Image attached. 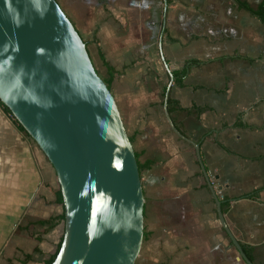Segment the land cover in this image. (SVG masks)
Returning <instances> with one entry per match:
<instances>
[{"label":"crops","instance_id":"obj_1","mask_svg":"<svg viewBox=\"0 0 264 264\" xmlns=\"http://www.w3.org/2000/svg\"><path fill=\"white\" fill-rule=\"evenodd\" d=\"M56 2L109 82L139 162H151L140 175L143 241L134 264H245L221 227L194 148L166 121L168 88L183 109L170 119L199 145L219 201L261 188L223 216L252 247L253 264H264V23L235 0H172L165 11L163 0ZM183 68L184 85L170 84L171 71ZM193 106L204 110L197 115ZM58 188L35 143L0 114V264L49 258L63 231L49 221L62 211Z\"/></svg>","mask_w":264,"mask_h":264},{"label":"water","instance_id":"obj_2","mask_svg":"<svg viewBox=\"0 0 264 264\" xmlns=\"http://www.w3.org/2000/svg\"><path fill=\"white\" fill-rule=\"evenodd\" d=\"M168 95L169 88V127L194 148L222 229L253 264L225 222L199 145L174 127ZM0 101L56 175L64 222L51 264H134L144 208L134 150L110 90L56 0H0Z\"/></svg>","mask_w":264,"mask_h":264},{"label":"trees","instance_id":"obj_3","mask_svg":"<svg viewBox=\"0 0 264 264\" xmlns=\"http://www.w3.org/2000/svg\"><path fill=\"white\" fill-rule=\"evenodd\" d=\"M172 0H166L167 4H169ZM237 5L240 8H243L244 10L248 11L249 13H251L252 15L256 16L262 23H264V0H262L257 6L252 7L250 6L248 3L241 1V0H235ZM163 33H165V29H163ZM189 65H199L201 64L200 61H196V60H191L187 62ZM107 66V65H106ZM107 70L109 72V67L107 66ZM171 79H172V83L176 86L182 87L184 85L183 81L185 78V74H186V69H175L171 71ZM108 75L111 78L110 73H108ZM104 83L106 84L107 88L109 89V82L108 81H104ZM192 109L188 110L191 112L196 113L197 115L203 111L204 109L201 107H191ZM0 110L2 111V113L4 114L5 117H7V119H9V121L12 123V125L16 128V130H18V132H20L22 135H24L26 138H28L29 140L30 137L27 135V133L24 131L23 127L21 125H19L17 123V121L13 118L11 112L9 111V109L3 105V103L0 101ZM167 110L168 113L170 115L173 114V112H178V111H183V109L179 106V103L170 98V96L167 97ZM130 142L131 139L129 138ZM136 161H137V166H138V171H139V175H141L143 170H146L150 165L151 162L150 161H146L144 163H140L138 160V156L136 153H134ZM260 189H256L251 191L250 193L244 194L238 198H246V199H251V200H256L257 199V195L259 193ZM238 198H234V199H224L222 198L220 200V207H221V211L222 214L224 215L226 210L228 208H230L231 204L237 200ZM56 201L58 203V205L61 207L62 211L61 213L56 216L53 217L52 219H50V224L51 226H54L57 223H61L63 226V222H64V211H63V202H62V196H61V192L60 189L58 188L57 192H56ZM52 221V223H51ZM61 240H62V235L60 236L59 242L56 245L55 250L50 254L49 258L44 262V264H51L52 261L54 260L55 256L57 255V252L60 248V244H61ZM240 243V242H239ZM242 251L244 252V254L246 255V257L253 263V259H252V247L245 245L243 243H240Z\"/></svg>","mask_w":264,"mask_h":264},{"label":"rangeland","instance_id":"obj_4","mask_svg":"<svg viewBox=\"0 0 264 264\" xmlns=\"http://www.w3.org/2000/svg\"><path fill=\"white\" fill-rule=\"evenodd\" d=\"M0 114H1V116H3L4 118H6L7 119V117H5L4 116V114L2 113V111L0 110ZM9 120V119H8Z\"/></svg>","mask_w":264,"mask_h":264}]
</instances>
